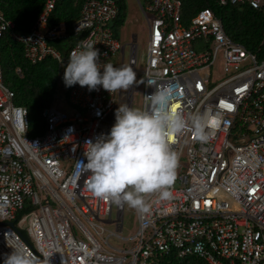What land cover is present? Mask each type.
<instances>
[{"label": "built area", "instance_id": "1", "mask_svg": "<svg viewBox=\"0 0 264 264\" xmlns=\"http://www.w3.org/2000/svg\"><path fill=\"white\" fill-rule=\"evenodd\" d=\"M58 1L45 0L25 34L15 33L0 11V41L9 34L32 65L54 59L61 79L71 52L90 36L101 64L136 72V35L125 59L114 27L115 0H83L70 30L64 22L49 23ZM242 2L264 12V0H230ZM142 11L147 22L142 109L155 86H172V106L185 119L204 117L207 138L198 139L189 127L170 139L178 157L171 196L147 197L149 211L136 210L137 231L122 238L124 206H116L112 220V203L91 195L77 161L87 163L85 141L110 132L121 104L132 107L136 81L124 94L101 86L90 92L76 84L66 87L63 99L58 80L41 112L43 127L34 135L27 110L14 103L4 84L0 53V264L14 248L31 264H182L188 258L264 264V58L230 39L209 9L187 25L181 0H151ZM16 73L21 76L19 69ZM62 102L72 107L71 114L55 107ZM106 224H114L115 231L104 238ZM109 237L130 244L116 249Z\"/></svg>", "mask_w": 264, "mask_h": 264}, {"label": "clouds", "instance_id": "2", "mask_svg": "<svg viewBox=\"0 0 264 264\" xmlns=\"http://www.w3.org/2000/svg\"><path fill=\"white\" fill-rule=\"evenodd\" d=\"M73 50L64 69L66 87L79 84L88 90L101 86L109 93L128 90L136 81L131 66L114 67L100 63V53L89 36ZM106 55V54H105ZM149 86L154 81H147ZM145 96V109L121 104L115 111V124L107 135L101 134L84 144V161H77V170L86 176L85 187L94 198L147 213V197L169 199L175 179L177 153L170 139L189 127L198 139H206L205 118L195 114L185 119L172 106L176 93L172 86H155ZM4 264H31L25 252L14 248Z\"/></svg>", "mask_w": 264, "mask_h": 264}, {"label": "trees", "instance_id": "3", "mask_svg": "<svg viewBox=\"0 0 264 264\" xmlns=\"http://www.w3.org/2000/svg\"><path fill=\"white\" fill-rule=\"evenodd\" d=\"M118 4V16L114 27L116 36L127 17V0H115ZM151 0H146L148 4ZM83 0H59L53 11L50 25L64 22L68 30L79 18ZM45 0H0V11L6 20L14 25L13 31L27 33L37 15L43 9ZM202 9H209L220 20L225 34L248 51L264 58V12L252 9L247 2L224 5L220 0H181L182 23H187ZM4 84L14 93V103L28 113L31 134L43 127L42 110L49 105L55 94L58 80L63 82L64 73L58 79L59 66L52 58H46L37 64L28 63L22 52V46L6 34L0 41ZM20 70L21 76L16 71ZM64 83V82H63ZM63 94H66V86ZM42 123V126L39 125ZM34 131V132H33ZM185 261L205 264L193 258Z\"/></svg>", "mask_w": 264, "mask_h": 264}, {"label": "rangeland", "instance_id": "4", "mask_svg": "<svg viewBox=\"0 0 264 264\" xmlns=\"http://www.w3.org/2000/svg\"><path fill=\"white\" fill-rule=\"evenodd\" d=\"M147 5L146 0H127V17L125 23L119 28L117 32V38L121 45H125V59H127L129 54L128 44L131 43L133 35H136V43L138 46V58L139 64L136 67V86L134 88V98L132 102V107L142 109V95L140 88L142 87V64L146 54V39H147V22L145 15L142 11L143 6ZM219 73H221V62L217 61ZM216 72L211 74V81L216 77ZM65 84L61 81L60 87L57 95L64 99V88ZM125 93V90H122ZM58 110L66 113H72V107L67 102H62V104H56L55 106ZM39 125L42 126V123ZM41 130H36L35 133H40ZM34 132V131H33ZM180 171V170H179ZM177 187V185H175ZM116 216V205L112 204V216L111 219L114 220ZM107 232H104L102 237H106L108 232L115 231L114 224L103 225ZM137 215L136 210L124 205L123 209V224L122 231L119 234L122 238H129L135 234L137 231ZM108 244L116 249H125L130 243L124 242L116 237H109ZM182 264H195L193 262L181 261Z\"/></svg>", "mask_w": 264, "mask_h": 264}, {"label": "water", "instance_id": "5", "mask_svg": "<svg viewBox=\"0 0 264 264\" xmlns=\"http://www.w3.org/2000/svg\"><path fill=\"white\" fill-rule=\"evenodd\" d=\"M3 224H7V225H10L11 223H3Z\"/></svg>", "mask_w": 264, "mask_h": 264}, {"label": "snow or ice", "instance_id": "6", "mask_svg": "<svg viewBox=\"0 0 264 264\" xmlns=\"http://www.w3.org/2000/svg\"><path fill=\"white\" fill-rule=\"evenodd\" d=\"M213 123H215V122H213Z\"/></svg>", "mask_w": 264, "mask_h": 264}, {"label": "bare ground", "instance_id": "7", "mask_svg": "<svg viewBox=\"0 0 264 264\" xmlns=\"http://www.w3.org/2000/svg\"><path fill=\"white\" fill-rule=\"evenodd\" d=\"M249 5V4H248Z\"/></svg>", "mask_w": 264, "mask_h": 264}]
</instances>
